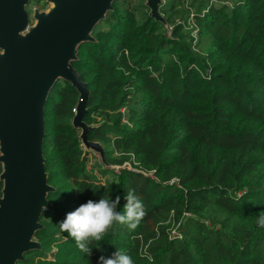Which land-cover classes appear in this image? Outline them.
<instances>
[{
	"label": "trees",
	"instance_id": "trees-1",
	"mask_svg": "<svg viewBox=\"0 0 264 264\" xmlns=\"http://www.w3.org/2000/svg\"><path fill=\"white\" fill-rule=\"evenodd\" d=\"M132 1L114 0L72 62L106 163L81 145L78 93L57 81L44 113L52 208L18 264H100L117 250L134 264H264V0H163L167 27ZM130 189L145 210L135 230L115 225L91 253L60 231L89 200L119 196L122 211Z\"/></svg>",
	"mask_w": 264,
	"mask_h": 264
},
{
	"label": "water",
	"instance_id": "water-1",
	"mask_svg": "<svg viewBox=\"0 0 264 264\" xmlns=\"http://www.w3.org/2000/svg\"><path fill=\"white\" fill-rule=\"evenodd\" d=\"M28 1L0 0V264H18L41 247L36 232L43 211L52 208L53 190L43 156L44 113L57 81L69 82L78 93L71 124L81 145L106 163L101 143L89 139L94 128L84 120L89 89L72 62L83 43L95 41L93 31L114 0H47L44 10L35 9L31 24ZM162 2L144 5L149 17L167 27Z\"/></svg>",
	"mask_w": 264,
	"mask_h": 264
},
{
	"label": "clouds",
	"instance_id": "clouds-1",
	"mask_svg": "<svg viewBox=\"0 0 264 264\" xmlns=\"http://www.w3.org/2000/svg\"><path fill=\"white\" fill-rule=\"evenodd\" d=\"M124 198L126 203L122 211L117 210L119 196L114 201L105 196L99 201L89 200L67 214L59 224L60 231L67 233L79 250L91 253L90 245L94 241H101L115 225H125L129 230H135L144 217V205L135 189L128 190ZM256 223L264 228V212L256 218ZM100 264H134V260L124 251L117 250L110 258L101 256Z\"/></svg>",
	"mask_w": 264,
	"mask_h": 264
},
{
	"label": "flooded vegetation",
	"instance_id": "flooded-vegetation-1",
	"mask_svg": "<svg viewBox=\"0 0 264 264\" xmlns=\"http://www.w3.org/2000/svg\"><path fill=\"white\" fill-rule=\"evenodd\" d=\"M47 5V0H29L28 3L26 4V11L29 16V23H33L32 15L36 10L41 11L46 8Z\"/></svg>",
	"mask_w": 264,
	"mask_h": 264
},
{
	"label": "rangeland",
	"instance_id": "rangeland-1",
	"mask_svg": "<svg viewBox=\"0 0 264 264\" xmlns=\"http://www.w3.org/2000/svg\"><path fill=\"white\" fill-rule=\"evenodd\" d=\"M141 1H143V0H133L132 1V4L133 5H137V4H139ZM189 2H191V0H186L185 1V5H188L189 4ZM184 5V6H185ZM46 7H47V5H46ZM193 7V6H192ZM93 153V152H92ZM93 154H95L96 155V157H98V155L96 154V153H93ZM90 158V161H93L94 160V158L91 156V157H89Z\"/></svg>",
	"mask_w": 264,
	"mask_h": 264
}]
</instances>
